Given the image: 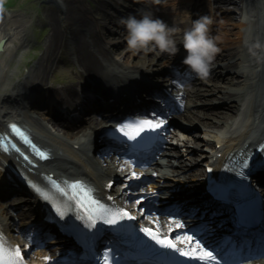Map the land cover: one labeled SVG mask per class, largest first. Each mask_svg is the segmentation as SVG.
<instances>
[{"label": "bare ground", "instance_id": "obj_1", "mask_svg": "<svg viewBox=\"0 0 264 264\" xmlns=\"http://www.w3.org/2000/svg\"><path fill=\"white\" fill-rule=\"evenodd\" d=\"M176 1L182 6L175 10L162 7L153 13L152 17L159 18L169 27L177 29L173 38L178 39L183 36L184 30L191 27L187 20H184L187 8L184 7V4L199 1L190 10L200 11L201 14L204 11L205 16H208L210 9L211 12L214 11V28H210V33L215 31L216 36V32H218V37L216 36L214 39L220 51L215 56L208 78L192 77L183 84L184 86L178 87L181 88L179 90H182L184 97L183 105L168 115L172 121L170 128L178 129L176 133L174 131L170 134L173 140L183 142L187 140L186 137H183L186 127L181 126L180 122L200 124L205 129L202 132L203 136L200 137V143L208 149V152L202 155L195 154V157L190 156V162L195 163L199 158L204 157V159L213 162L212 167L220 168L223 164L222 155L224 153L233 149L247 150L264 138V0ZM101 2L103 3V6L101 5L103 8H99L101 9L99 10L101 20H97V24L92 18L84 16L77 8L65 12L61 9L64 16L60 18L51 14L48 24L49 33L42 55L27 72L24 80L18 83L5 84L7 67L16 53L25 48L27 43L22 36V31L14 23L0 22V39L5 40L0 52V130H4L5 123L8 121L21 122L30 130L35 141L41 147L46 148L51 155L48 161L41 162L36 168L23 165L13 154L11 156L0 155V173L5 167H13L34 178H37L40 173H50L54 178L82 179L92 186L97 195L111 197L112 199L108 202L128 206L134 211L135 206H139L136 201L130 197L127 198L126 195L121 196L114 190L115 186L108 190L105 189L106 183L113 181L112 177L118 176V173L138 172L136 168H132L130 162L119 161L121 154L110 160L106 158L108 153L99 150L98 138L104 134L109 120L90 117L83 122H74V124L60 120L48 110L44 113V120H41L30 114L31 100L26 98V96H31L27 93L36 94L32 89L36 88V85L49 75L52 67L56 64L53 53L61 47L69 49L71 63L77 67L79 75L87 76L91 81L97 80L98 84L99 82L114 84L112 81H117V79L133 83L137 79L135 74L141 73V71L140 68L136 72H132L130 69L136 68L138 61L142 62L140 66L148 67H157L158 65V63H153L152 58L173 61V57H170L168 53H161L151 46L149 49L133 52L128 49L127 43L115 40V35H118L119 32L108 26L114 24V16L110 12L113 7L108 1ZM201 14L199 17L202 16ZM181 38L179 39L181 40ZM121 47L124 48L122 55H116L118 50L122 49ZM31 81L33 84L29 86ZM119 81L122 82V80ZM172 84L179 86L177 82H172ZM14 90L15 92L11 93ZM202 91L207 95L215 93L217 104L220 106L215 110H212L211 107L202 108L198 99L200 95H203ZM212 91L214 93H211ZM49 92L51 94L48 95H51V98L52 95L60 96L61 99L71 101L74 99L75 90L71 85H68ZM129 92L132 93L130 90ZM26 99V103H19ZM119 102L121 103L122 99ZM129 106L131 105L126 107L129 108ZM108 107L113 109L114 105L110 104ZM236 117L237 119L233 120ZM229 119L231 120L227 121ZM191 143L194 144L193 141ZM192 151L190 148L184 149V152L188 154ZM160 156L163 162L153 163L154 172H162V178L171 177L176 183L171 185V191L166 189L159 194H168L167 199L175 198L172 201L184 204L183 206L192 210V213L200 214L207 211V204L196 198L190 199L181 195V191L186 190L197 192V184L202 172H199L198 169L192 171L184 162H181L179 151L172 145L162 151ZM190 162L189 165H192ZM138 173L144 174L145 172L139 171ZM152 174L154 173L144 175L147 178H152ZM184 175H188V178H184ZM2 182L3 179L0 176V184ZM6 188H10V186H6ZM158 188L159 186L156 185L154 191H157ZM1 190L0 186V192ZM1 199L3 198L0 195V234L6 240L16 242V236L12 234V231L17 228L13 229L9 223L8 212L20 213L23 219L22 224L29 225L34 220L31 215L34 213L37 203L31 204L34 205V208L26 205H12L7 208ZM136 212L139 210L137 209ZM141 215L142 213L139 216V222L159 228L165 233L179 234L174 221L159 219L151 215L147 217ZM23 249L26 250L27 247ZM28 252L27 257L32 258L33 262L47 263L48 259L45 261V258L48 257V254L45 253V250L32 253V255ZM250 264L264 263L261 260H256Z\"/></svg>", "mask_w": 264, "mask_h": 264}, {"label": "rangeland", "instance_id": "obj_2", "mask_svg": "<svg viewBox=\"0 0 264 264\" xmlns=\"http://www.w3.org/2000/svg\"><path fill=\"white\" fill-rule=\"evenodd\" d=\"M101 1H108L110 2L111 6L113 7L110 11L111 14L114 16V24L108 25L110 29L116 30L119 32L118 35H115L117 41H121L124 43H127L126 37H127V30L126 27L120 23L122 19H126L127 17L135 16V11H140L139 16H135L137 19H140L143 14L145 13H155L157 10H160L162 7L168 9V10H175V8H178L179 6H182L181 4H178L176 0H11L13 4L10 5L7 8L0 9V22L3 23H14L15 26L19 30H22L23 37L27 43V46L21 50H19L16 55L14 56L13 60L9 62V65L7 67V81H16L20 80L24 70H31V68L34 66L35 62L41 57L42 52L44 50V43L47 39V35L49 33V18L53 15L54 17H63L64 13H61V9L65 11H73L75 8L82 12L84 16L87 18H92L93 21L101 20V16L99 15V9L103 6V3ZM133 1H136V4L133 3ZM141 3L146 6L147 8L142 9V5L139 6L138 3ZM120 3L122 7L118 4ZM102 5V6H101ZM186 5V3L184 4ZM123 6L126 8L130 7L129 11L124 12L125 9H123ZM103 8V7H102ZM172 8V9H171ZM126 13V14H125ZM199 13V11H198ZM52 14V15H51ZM202 16H205V12L201 14ZM199 17V16H198ZM58 18V19H59ZM117 18V19H116ZM103 23V22H101ZM97 24V22H96ZM104 24V23H103ZM100 26H102L100 24ZM122 30V31H120ZM104 32V31H103ZM216 36L218 37V32H216ZM215 35L213 36L216 37ZM60 40V39H59ZM127 46V44H126ZM122 48V47H121ZM124 48L118 50V55H122V51ZM70 51L67 47H61L60 49H57L55 51L54 57L57 60L55 69H51L53 72L52 79L54 80H60L62 82L63 80H67V78H73L75 75H79L77 72V67L73 64H70L68 60H70ZM117 55V54H116ZM171 56V55H170ZM157 58H152L153 63H158L157 67H154L153 71H160L164 69L165 67H168L167 59L159 60ZM138 63H142L138 61ZM212 68V65H211ZM152 69V68H151ZM225 76V75H224ZM47 79V78H45ZM81 82H84V78L80 79ZM64 85V84H63ZM203 95H200L198 97L199 104L202 108H212V110H215L220 104H217L216 101V95L212 91L211 93L214 94H208L205 92H201ZM30 114L38 119L44 120V112L43 109L41 111H38L36 109H31ZM234 118L233 120H236ZM231 119L227 120L230 121ZM181 126L186 127V131H184V138L186 137L187 140H184L183 142L175 140L174 149L178 150L180 153V161L184 162L192 171L201 170V158L198 159L197 162L192 163L190 162V156L195 157L194 155H202L204 154L205 147L203 144L200 143V137L203 136V131L205 130L204 127H202L200 124L193 123H182L180 122ZM171 132L176 131V128L170 129ZM178 141V143H176ZM194 142L191 143V142ZM190 148L192 149V153H185L184 149ZM110 161V160H109ZM160 163L163 162V159L159 160ZM189 162L192 165H189ZM108 163V162H107ZM198 164V165H197ZM187 167V168H188ZM120 176H124L123 181L120 185H124L125 183H128L132 177V174H127V172H124L123 174L120 172L118 173ZM125 175H128V177H125ZM189 175V174H188ZM188 175H184V178H188ZM145 201V200H144ZM2 202H4L5 207H11L12 205H21L23 204L22 201L18 202L15 199H2ZM8 218L11 220L12 228H17L18 231L15 230L16 237H19L20 239L23 238L24 234L20 232V229H24V225H22L21 217L18 213H14L12 211H9L7 214ZM25 230V229H24ZM47 242V241H46ZM52 243L46 244V246H49ZM52 249V247H45V249ZM55 248V247H54ZM44 250L42 247L37 248L34 250L40 251Z\"/></svg>", "mask_w": 264, "mask_h": 264}, {"label": "snow or ice", "instance_id": "obj_3", "mask_svg": "<svg viewBox=\"0 0 264 264\" xmlns=\"http://www.w3.org/2000/svg\"><path fill=\"white\" fill-rule=\"evenodd\" d=\"M163 125V120L141 119L123 124L118 128V131L127 137L129 141H136L142 133L155 132L163 127ZM12 130L23 136L25 141L30 143L27 136L20 132L15 125H12ZM37 154L42 159L47 158L44 152L37 150ZM132 177L138 178L135 172L132 173ZM53 184L69 201L75 202L76 208L82 213V218L86 221L88 227H94L98 221L107 225H116L122 220L134 219V217L125 210L111 209L100 204L92 198L91 190L86 189L78 182L67 185L65 188H61L58 184H55V182H53ZM33 187L45 199H50L46 192L41 191V189L35 185H33ZM58 212L61 216L64 215V212L59 209ZM181 227V224L176 223V228ZM140 231L150 240L154 241L155 245H158L161 249L170 250L172 253H179L182 257L194 258L199 261V264H218L213 253L211 251H206L198 242L194 241L193 237L190 235H184L181 238L173 239L166 235H162L158 229L141 228ZM141 244L148 253L156 256L165 255L143 241H141ZM181 244L185 245V247H180L179 245ZM110 260V254L105 252L103 264H110ZM45 261H47V258H45ZM0 264H24L20 249L18 247L12 248L9 246L3 236H0Z\"/></svg>", "mask_w": 264, "mask_h": 264}, {"label": "clouds", "instance_id": "obj_4", "mask_svg": "<svg viewBox=\"0 0 264 264\" xmlns=\"http://www.w3.org/2000/svg\"><path fill=\"white\" fill-rule=\"evenodd\" d=\"M127 30V47L133 52L156 48L161 53L175 55L179 49L173 38L177 31L169 27L163 20L153 18L151 13H145L140 19L129 16L120 21ZM213 20L209 16H200L184 30L182 47L186 53L182 63L198 78L206 79L211 72V65L220 49L215 39L209 35Z\"/></svg>", "mask_w": 264, "mask_h": 264}]
</instances>
